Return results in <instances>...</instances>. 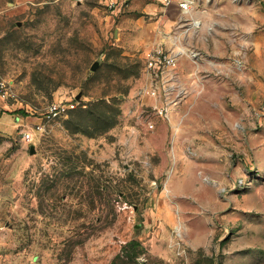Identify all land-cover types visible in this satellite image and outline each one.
Instances as JSON below:
<instances>
[{
	"label": "rangeland",
	"instance_id": "374dc122",
	"mask_svg": "<svg viewBox=\"0 0 264 264\" xmlns=\"http://www.w3.org/2000/svg\"><path fill=\"white\" fill-rule=\"evenodd\" d=\"M0 264H264V0H0Z\"/></svg>",
	"mask_w": 264,
	"mask_h": 264
},
{
	"label": "built area",
	"instance_id": "2783aa9c",
	"mask_svg": "<svg viewBox=\"0 0 264 264\" xmlns=\"http://www.w3.org/2000/svg\"><path fill=\"white\" fill-rule=\"evenodd\" d=\"M168 3L171 0H166ZM180 7L183 10L188 8V3L186 1L179 3ZM147 70L149 71L153 82H161L163 74L169 69H173L177 66L178 58L162 49H154L147 53ZM145 94L155 96L157 94L156 89L145 90ZM74 103H67L66 101H59L51 104L48 108V111L43 115L44 119L50 120L61 116L63 113L69 109L75 108ZM162 114L163 112L160 111ZM43 127L38 125L34 128L22 129L21 135L24 141L32 142L35 137L36 130H42Z\"/></svg>",
	"mask_w": 264,
	"mask_h": 264
},
{
	"label": "crops",
	"instance_id": "0c3cea01",
	"mask_svg": "<svg viewBox=\"0 0 264 264\" xmlns=\"http://www.w3.org/2000/svg\"><path fill=\"white\" fill-rule=\"evenodd\" d=\"M180 59H178V63L177 66L173 69H169L168 71H166L163 76H162V80L161 82H153L150 73L147 72L146 70V74H147V84L145 85L144 88H146V90L148 89H156L157 90V94L155 96L152 97H156L161 95L162 92H166L167 95H169L168 91L174 90L178 92H181L182 88H181V73H180ZM148 95V94H147ZM176 95V94H175ZM174 95V96H175ZM151 96V95H150ZM173 97V96H171Z\"/></svg>",
	"mask_w": 264,
	"mask_h": 264
},
{
	"label": "water",
	"instance_id": "95a60500",
	"mask_svg": "<svg viewBox=\"0 0 264 264\" xmlns=\"http://www.w3.org/2000/svg\"><path fill=\"white\" fill-rule=\"evenodd\" d=\"M99 65H100V63L97 61V62H95V63L92 65L91 69H92L93 71H95V70L98 69ZM31 148H32V150H33V147H31Z\"/></svg>",
	"mask_w": 264,
	"mask_h": 264
}]
</instances>
